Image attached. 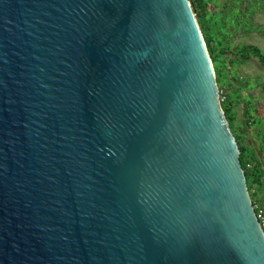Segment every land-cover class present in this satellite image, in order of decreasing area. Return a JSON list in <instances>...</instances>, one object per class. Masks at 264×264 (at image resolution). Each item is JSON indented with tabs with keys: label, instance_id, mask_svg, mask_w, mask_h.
<instances>
[{
	"label": "water",
	"instance_id": "95a60500",
	"mask_svg": "<svg viewBox=\"0 0 264 264\" xmlns=\"http://www.w3.org/2000/svg\"><path fill=\"white\" fill-rule=\"evenodd\" d=\"M0 264H264L190 0H0Z\"/></svg>",
	"mask_w": 264,
	"mask_h": 264
},
{
	"label": "rangeland",
	"instance_id": "374dc122",
	"mask_svg": "<svg viewBox=\"0 0 264 264\" xmlns=\"http://www.w3.org/2000/svg\"><path fill=\"white\" fill-rule=\"evenodd\" d=\"M190 3L212 60L225 119L242 148L240 160L251 165L247 187L256 201V195L264 197V62L254 49L264 55V0Z\"/></svg>",
	"mask_w": 264,
	"mask_h": 264
},
{
	"label": "built area",
	"instance_id": "2783aa9c",
	"mask_svg": "<svg viewBox=\"0 0 264 264\" xmlns=\"http://www.w3.org/2000/svg\"><path fill=\"white\" fill-rule=\"evenodd\" d=\"M247 169L251 168L250 164L246 165ZM253 207L257 216V219L262 227V230L264 232V203H260L257 201L253 202Z\"/></svg>",
	"mask_w": 264,
	"mask_h": 264
},
{
	"label": "trees",
	"instance_id": "16d2710c",
	"mask_svg": "<svg viewBox=\"0 0 264 264\" xmlns=\"http://www.w3.org/2000/svg\"><path fill=\"white\" fill-rule=\"evenodd\" d=\"M254 51L259 55L261 61L264 62V55H261V54L259 53L258 49H256V48L254 49ZM239 149H240L241 154H242V148L239 147ZM241 164H242L243 169L245 170L246 178H247V180H249V179L251 178V175H250L249 170H248L247 167H246L247 164L244 163L243 161H241ZM253 202H254V201H253Z\"/></svg>",
	"mask_w": 264,
	"mask_h": 264
},
{
	"label": "crops",
	"instance_id": "0c3cea01",
	"mask_svg": "<svg viewBox=\"0 0 264 264\" xmlns=\"http://www.w3.org/2000/svg\"><path fill=\"white\" fill-rule=\"evenodd\" d=\"M263 188H264V186H263ZM259 191H260V190H259ZM260 193H262V191H261ZM263 193H264V191H263ZM263 193H262V194H263ZM255 198H256V201H258V202H260L261 200H264V197H263V196L261 197L260 194H259V195H256ZM260 203H264V202L261 201Z\"/></svg>",
	"mask_w": 264,
	"mask_h": 264
}]
</instances>
